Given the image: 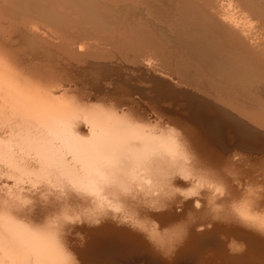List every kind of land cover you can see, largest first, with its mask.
Returning <instances> with one entry per match:
<instances>
[{
    "label": "bare ground",
    "instance_id": "1",
    "mask_svg": "<svg viewBox=\"0 0 264 264\" xmlns=\"http://www.w3.org/2000/svg\"><path fill=\"white\" fill-rule=\"evenodd\" d=\"M71 12L80 14L77 22ZM0 16V172L6 178L0 185V264H69V253L95 264L106 252L116 253L120 240H143L131 227L148 229L154 247L170 255L192 245L198 227L228 226L238 237L246 233L264 243L258 131L247 122L250 138L228 142L219 134L222 125L213 123V134L200 124L228 109L264 129V0H0ZM47 26L58 31L50 34L60 44L47 36L46 46L76 43L87 50L78 57L91 59L89 70L76 78L102 96L121 92L115 103L93 111L84 97L59 102L71 88L61 69L30 56L34 40L45 43L39 36L53 29ZM107 83L112 91L102 89ZM134 94L153 105L150 114L135 107ZM168 100L178 109L161 108ZM36 176L42 183L30 182ZM108 200L127 216L107 210ZM75 213L99 226L88 229L81 249L73 244L78 235H71L80 231L70 220ZM175 218H183L182 225L176 221L180 228L171 223L177 231L170 224L177 235L158 230ZM124 224L129 230L116 227ZM255 244L250 248L260 246L264 255V246Z\"/></svg>",
    "mask_w": 264,
    "mask_h": 264
},
{
    "label": "rangeland",
    "instance_id": "2",
    "mask_svg": "<svg viewBox=\"0 0 264 264\" xmlns=\"http://www.w3.org/2000/svg\"><path fill=\"white\" fill-rule=\"evenodd\" d=\"M70 4H68V6H69ZM58 8H62V9H66V6L65 7H63V5L61 6V4L60 5H58ZM70 8H68V9H66V10H69ZM73 10H74V8H72ZM71 10V9H70ZM72 13H75L74 14V16L72 15ZM71 15H72V17H74L73 19H72V17H71ZM77 15V16H76ZM78 15H79V17H78ZM76 16V17H75ZM69 17L71 18V20L73 21V20H75V22H77L78 21V19L80 18V14H78L77 12H71L70 13V15H69ZM0 18H2L1 16H0ZM4 18V17H3ZM32 17H30L29 19H31ZM76 18H78V19H76ZM33 19V22L35 21V22H37V20L39 21V24H42L41 22H42V19L41 20H39V19H37V20H34V18H32ZM36 19V18H35ZM3 21V20H2ZM1 21V22H2ZM44 22V21H43ZM29 23V22H28ZM27 23V24H28ZM46 23V22H45ZM45 23H43V24H45ZM32 23L30 24V26L32 27ZM49 25V24H48ZM254 25H255V28H254V31L261 37V36H263L262 34L260 35V32H261V30H259V27H257V24H256V22L254 23ZM26 26V25H25ZM30 26H26L24 29L26 30H22V32H24V34L26 35V36H29V33L27 32V30L29 29V27ZM51 26V25H50ZM48 27V26H47ZM49 29H47V30H50L51 28H53V29H51L52 30V32H51V30L50 31H40L41 33H43V32H45L44 33V35L46 36V38L45 37H41V36H39L40 38H41V40H42V42H45V43H36V41L34 40V43H33V49H32V54L30 55L31 56V58H33V57H36L37 56V58H34L33 59V61L36 63V62H40V61H42L43 59L44 60H46V61H44V62H48V64L49 65H53V66H55L56 68H58V69H61V71H60V73L61 74H63L62 76H63V78H64V80L63 81H65L64 83H65V87L67 88V87H71L70 88V91L72 90L73 92H70L69 91V93H68V95H66L65 97H63V98H61L60 100H59V102L61 103V104H67V103H69V100H70V97H72V98H74V99H80V100H82L83 101V99H84V101H85V103L87 104V105H92V110L94 111V110H96L97 108H99V107H101V105H103V106H105V107H109L110 105H111V103L113 104V103H115V101H113L112 99L114 98V97H116L117 99H119L120 97H121V92H117V93H115V94H113L112 93V95L110 94V96L109 95H107V97H106V95L105 96H102L103 94V92L102 91H98L97 89H99V88H97L96 89V87L94 86V85H92V83L90 84V82H86V81H81V80H79V79H77L76 77H78L77 76V74L79 73V70H81L80 71V73H79V75L80 76H83V75H85L86 74V70H89V67H87L88 69H86L85 68V66H90V64H91V59H89V61H90V63H89V61H88V59H87V57H86V59L84 60V61H81L80 59H82V58H80L81 56H80V54L82 53V52H87V50L85 49L84 51H82L84 48H81V47H79V46H77V44L75 45V44H73L72 46H71V48H74V49H71L70 47H65V46H68L67 44H65L64 46H60V48L59 47H57V46H54L53 47V45H55V44H58L59 42H58V39L56 38H53L52 36H53V34H55L54 32H53V30L55 31V32H58L54 27H48ZM32 30V29H31ZM259 30V31H258ZM28 31H30V29L28 30ZM32 31H34V30H32ZM33 34H34V32H32ZM50 33H53V34H50ZM48 34V35H47ZM50 34V35H49ZM50 37V39L48 38V37ZM55 36H56V34H55ZM52 38V39H51ZM48 39H49V41L50 42H52L53 43V45L52 44H50V45H48V46H46V42L48 41ZM46 40V41H45ZM17 41V40H16ZM57 41V42H56ZM39 44V45H38ZM60 44V43H59ZM41 45H45V46H41ZM50 46V47H49ZM53 48H52V47ZM35 47V48H34ZM43 47V48H42ZM76 47H78V48H76ZM37 48V49H36ZM47 48H50L51 50H48ZM54 48H56V49H61V50H55ZM9 49V48H8ZM12 49V48H11ZM14 49V48H13ZM43 50V51H42ZM48 50V51H47ZM52 50H54L55 51V53L52 51ZM63 50H64V52H63ZM76 50V53L74 52ZM38 51L41 53H39L38 54ZM51 51V52H50ZM66 51V52H65ZM79 51V52H78ZM81 51V52H80ZM33 52H37V54L36 53H33ZM47 52V53H46ZM62 52H63V56H67L68 58H66V56L65 57H62L61 55H62ZM69 54H68V53ZM44 53H46V54H44ZM56 53H58V54H56ZM66 53V54H65ZM85 53H82L81 55H83V54H85ZM35 54V55H34ZM44 54V55H43ZM50 54V55H49ZM72 54V55H71ZM74 54V55H73ZM76 54H78L77 55V57L78 56H80V57H76ZM33 55V56H32ZM43 55V56H42ZM69 55V56H68ZM38 56H40V58L41 57H43V58H39ZM47 58H46V57ZM50 56V57H49ZM70 56H72V58L70 57ZM59 57V58H58ZM77 58V60H78V62H77V60L75 61V59L74 58ZM49 58H52V60L51 59H49ZM70 58V59H69ZM35 59H37L36 61H35ZM40 59V61H38ZM49 59V60H48ZM60 59V60H59ZM74 59V60H73ZM69 60H73V62L72 61H69ZM52 61V62H51ZM75 62H77V63H75ZM82 62L84 63V64H82ZM55 63V64H54ZM70 63V64H69ZM82 65H81V64ZM87 63V64H86ZM89 63V64H88ZM31 64H34V63H32V61H31ZM68 64V65H67ZM63 65V66H62ZM78 65V66H77ZM82 67V66H84V67H80V66ZM68 67V68H67ZM72 67V68H71ZM81 68V69H78V68ZM84 68V69H83ZM82 69H83V71H82ZM78 70V71H77ZM84 70H85V72H84ZM70 71V72H69ZM83 74H82V73ZM74 73V74H73ZM85 73V74H84ZM125 74H127V73H125ZM68 75V76H67ZM73 75V76H72ZM129 74H127L126 76H128ZM79 76V77H80ZM130 76V75H129ZM71 77V78H70ZM69 78V79H68ZM75 78V79H74ZM69 80V81H68ZM79 80V81H78ZM67 81V82H66ZM70 83V85H69V83ZM132 83H134V84H136V85H141L142 87H148V83H145V82H140L139 83V81H135V80H133V81H131ZM136 82V83H135ZM68 83V84H67ZM78 83H79V85H78ZM144 83V84H143ZM72 84V85H71ZM81 84H82V86H81ZM148 84V85H147ZM143 85H145V86H143ZM111 86L112 85H110V84H106V86L105 85H102V89L103 90H110V91H112V88H111ZM184 86V85H183ZM183 86H179V85H176V88H178L179 90H182V91H190L191 92V90H190V88L188 87V86H186L187 88H189V89H187L186 87V89L183 87ZM85 87V88H84ZM68 88V89H69ZM94 88L96 89V90H94ZM182 88H184V90L182 89ZM74 89V90H73ZM82 90V91H84L86 94H83L84 92H82V91H80V90ZM88 89V92H86L85 90H87ZM76 90L77 91H79V92H77V93H79V94H77L76 93ZM97 91V92H96ZM81 92H82V94H81ZM90 92V93H89ZM92 93V94H91ZM98 93V94H97ZM99 93H101V94H99ZM80 94H81V96H80ZM95 94V95H94ZM76 95V97H74ZM90 95V96H89ZM137 95L138 94H134L133 95V97L135 98V107H137L139 110L141 109V111L143 110L145 113L147 112H149L148 114H150V111L149 110H152L153 111V108H151L153 105H151L150 104V102L148 101V100H146V99H143L142 97H140L139 95H138V97H137ZM79 96V97H78ZM92 96H94L95 98H91V100H86L87 99V97L89 98V97H92ZM136 96V97H135ZM84 97V98H83ZM100 97V99H98ZM101 97H105V99L103 98H101ZM119 97V98H118ZM83 98V99H82ZM107 98H109V99H107ZM137 98H139V99H137ZM77 99V100H78ZM112 100V102H111V100ZM80 100H79V102H80ZM99 100V101H98ZM102 100H104V102L102 101ZM105 100H107V101H105ZM83 101V102H84ZM100 101H102V102H100ZM108 101H110V102H108ZM141 101V102H140ZM169 101V100H168ZM164 101L163 103H162V105H161V108H164V107H169V108H172V110H177L178 109V104L177 103H174V102H172V101ZM105 102H106V104H105ZM143 102H144V104H143ZM212 102V101H211ZM138 103V104H137ZM145 103H146V105H148V106H146L145 105ZM141 104V105H140ZM170 104V105H169ZM172 104V105H171ZM174 106V107H173ZM148 108H149V110H148ZM138 111V110H137ZM151 111V112H152ZM229 111V112H228ZM88 114H89V112H90V110H87L86 111ZM226 112H227V115L226 116H223V115H219V116H221V118L222 119H220V117L217 115V117H216V115L214 114L213 116H207V118H206V116H205V118H204V121L202 120V122L200 123V124H203V126L209 131V132H211V133H215L214 131H215V129L213 128V123L214 124H216V122L218 123V124H220V125H222L221 126V128L219 129V131H220V135H222V137L224 136V138H225V140L226 141H228V142H232L233 141V136H234V138H239V139H246V140H248L250 137H249V135H248V133H246V128H245V126H247L248 124H251V126H253V127H251L250 125L247 127V128H252V130L253 131H258L257 133L259 134L258 135V137H257V139H254L255 141H256V143H259V145H260V147H263L264 148V141H262V142H259V141H261V140H264V129L263 128H261V126H257V125H253V123L252 122H250L249 120H245V119H242V118H240V117H238L237 116V114L235 115V113L234 112H232V111H230V110H228V109H226ZM146 113V114H147ZM229 114V115H228ZM231 114H233V116L231 115ZM228 117H229V119H228ZM230 117H231V119H230ZM235 117V118H234ZM237 117V118H236ZM214 118V119H213ZM205 119H207L206 121H205ZM211 119V120H210ZM234 119H235V121H234ZM240 119H242V120H240ZM220 122H219V121ZM222 120V121H221ZM226 120V121H225ZM231 120H232V122H231ZM237 120V121H236ZM212 121H215V122H212ZM242 121V122H241ZM209 122V123H208ZM211 122V123H210ZM238 122V125L236 124ZM248 122V123H247ZM244 123V124H243ZM246 123H247V125H246ZM206 124V125H205ZM209 124V125H208ZM241 126H240V125ZM174 124H169L168 126H169V128L171 129H174V131H179L180 129L179 128H177V127H175V126H173ZM207 126V127H206ZM211 126V127H210ZM226 126V127H225ZM232 126V127H231ZM234 126H235V128H234ZM237 126V127H236ZM242 126H244V127H242ZM255 126V127H254ZM84 127V126H83ZM83 127H81V131H85V132H83V133H86V129H85V127H84V129H83ZM239 127V128H238ZM242 127V128H241ZM234 128V129H233ZM244 128V129H243ZM256 128V129H255ZM260 128H261V130H260ZM177 129V130H176ZM246 129V130H245ZM213 130V131H212ZM234 130V131H233ZM245 132H244V131ZM263 130V131H262ZM231 131H233V132H231ZM237 131V132H236ZM260 131V132H259ZM222 132V133H221ZM239 132V133H238ZM243 132V133H242ZM234 133V134H233ZM238 133V134H237ZM240 135V136H239ZM243 135V136H242ZM215 136H217V135H215ZM214 136V137H215ZM245 136V137H244ZM217 138H218V136H217ZM248 138V139H247ZM259 140V141H258ZM263 143V144H262ZM237 161H238V158H235ZM243 162H245L248 166H249V163H250V161H243ZM243 162H242V165H240V166H242V167H244V168H248V166L247 165H245V163L243 164ZM1 165V164H0ZM238 167V166H237ZM228 174H229V176H231L232 178H233V176L234 177H236V175H238V174H236V173H233V171H228ZM2 175V176H1ZM0 176H1V178H0V185L4 182V179H6L5 178V176L0 172ZM42 180H44V178H42V177H40V176H36V177H33L32 178V180H30V182L32 183V184H35V185H38V184H40V183H42ZM8 184L10 185L11 184V181H8ZM216 187H214V189H216V191H218L219 192V189L221 188L220 186H218V185H215ZM88 189V188H87ZM240 205L238 204V207H239ZM106 209L107 210H109L110 212H117V213H120V214H123V215H126L127 216V213L122 209V208H120L119 206H117L115 203H113L112 201H110V200H108L107 201V203H106ZM239 209H240V207H239ZM85 218V214L84 213H75V214H72L71 216H70V220H71V222H75V224H78V227H80V231H78V230H73L72 231V233H71V235L74 237V235H78V236H75L74 237V239H75V241H74V239H73V237L72 236H70V239H71V241L72 242H75V243H73V244H75V246L76 247H79L80 249L82 248V247H85V245H86V241L89 239V234H88V229H93V228H97V227H99L98 225H89V224H86V220L84 219ZM179 218H175V219H171V220H167L164 224H162V225H159V227H158V230H160V232L162 233V232H164V231H166V233H167V230L169 229V231H171L170 233L172 234V237H173V235H174V233L177 235V232H173V231H177L181 226L180 225H182V221H183V218H182V220L181 219H179V220H181V221H179L178 220ZM173 220H174V224H176L179 228L177 229L176 228V226L174 225H172L171 223L173 222ZM179 221V222H181V223H177V222ZM150 223V222H149ZM166 224V225H165ZM169 224V225H168ZM170 224H171V226H172V229L174 228V229H176V230H174L173 229V231L172 230H170L171 229V226H170ZM86 225V226H85ZM153 225V224H152ZM116 227H124V228H126L127 230H129V228H130V225L128 226V225H117ZM164 229V230H163ZM166 229V230H165ZM131 230H133L132 232H135L136 234H138L139 236H143V240H141L140 238H138V240L137 239H135L134 240V238H131V239H122V240H118L119 242V244H118V246L119 247H116V253L115 252H112V253H110V252H106L105 254H103L101 257H100V259H98V261L95 263V264H264V255H263V253L261 252V251H259L258 250V247H260V246H257L256 248H250L251 247V245H256L255 243H257V245H261L262 244V246H264V243L263 242H261V241H257V240H253V241H250L251 239H248V234H241V235H245L244 237H238V230H236V229H233V228H228V226H214L213 228L212 227H198V233H197V239L195 240V242L192 244V245H190V246H188L187 248L186 247H184V249H182V251L180 250V252L176 255L175 253H172L171 255H170V253H161V251H159L158 250V248L156 247H154V245L152 244V241L150 240V238H149V236L147 235L148 234V229H145V230H142V231H137V230H135V229H133L132 227H131ZM130 230V231H131ZM163 230V231H162ZM209 230V231H208ZM168 231V232H169ZM229 231V232H228ZM141 233V234H140ZM165 233V232H164ZM170 233H167V235H169ZM74 234V235H73ZM143 234V235H142ZM211 234H212V236H211ZM246 235H247V238H246ZM198 236H199V238H198ZM227 236V237H226ZM229 236V237H228ZM148 237V238H147ZM175 237V236H174ZM210 237V238H209ZM213 237V238H212ZM216 237V238H215ZM207 238V239H206ZM212 238V239H211ZM244 238V239H243ZM80 241H79V240ZM211 239V240H210ZM242 239V240H241ZM246 239V240H245ZM77 240H78V242H77ZM199 240V241H198ZM202 240H204V241H202ZM235 240V241H234ZM245 240V241H244ZM250 241V242H248V241ZM147 241H149V242H147ZM254 241H257V242H255L254 244H253V242ZM112 242V241H111ZM122 242V243H121ZM145 242H147L146 244H145ZM151 242V244L152 245H150L149 243ZM203 242V243H202ZM110 243V242H109ZM202 243V244H201ZM232 243H236V244H241V246L239 245H236V246H233V244ZM260 243V244H259ZM111 245H113V243H110ZM149 244V245H148ZM200 244V245H199ZM251 244V245H250ZM202 245V246H201ZM146 246V247H145ZM150 246V247H149ZM201 246V247H200ZM255 247V246H254ZM120 248V249H119ZM73 250V249H72ZM159 252H158V251ZM207 250V251H206ZM144 251V252H143ZM199 251V252H198ZM186 252V253H185ZM195 252V253H194ZM224 252V253H223ZM259 252V253H258ZM115 253V254H114ZM118 253V254H117ZM160 253V254H159ZM181 253H182V256H181ZM108 254V255H107ZM186 254H187V256H186ZM69 255V264H83V263H80V261H79V259L76 257V255L75 254H73V253H69L68 254ZM118 255V256H117ZM135 256V257H134ZM148 258H147V257ZM249 256V257H248ZM133 257V258H132ZM137 257V258H136ZM72 258V259H71ZM247 258V259H246ZM70 259L72 260V261H70ZM252 261V262H251ZM71 262V263H70Z\"/></svg>",
    "mask_w": 264,
    "mask_h": 264
}]
</instances>
